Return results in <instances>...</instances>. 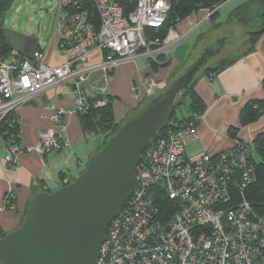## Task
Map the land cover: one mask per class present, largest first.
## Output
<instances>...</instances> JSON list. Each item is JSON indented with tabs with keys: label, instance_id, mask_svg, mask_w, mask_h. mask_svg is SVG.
<instances>
[{
	"label": "built area",
	"instance_id": "built-area-1",
	"mask_svg": "<svg viewBox=\"0 0 264 264\" xmlns=\"http://www.w3.org/2000/svg\"><path fill=\"white\" fill-rule=\"evenodd\" d=\"M227 2L200 13H217ZM87 3L97 9L99 28L91 21ZM58 4V65H47L40 50L31 57L13 53L10 61H0V152H5L1 160L5 172L15 169L22 156L61 152L67 145V117L106 107L119 67L142 59L152 67L172 63L179 46L206 20L202 16L185 34H176L171 27L161 38L150 30L158 33L166 27L172 0H59ZM149 79L144 90L148 96L167 87L166 81ZM60 87L72 93V109L48 105L51 126L35 144H25L15 131L19 124L13 114ZM203 115L194 113L183 123L171 120L144 152L137 173L139 187L110 224L96 264H264V218L252 219L248 203L214 210L228 199L226 176L232 178L247 168L251 153L235 147L216 155H186V149L199 141L197 128ZM243 183L250 182L246 178ZM7 184L10 199L0 203V215L16 209L12 205L16 185ZM154 188L179 206L166 220L155 217ZM0 230L4 232L1 221Z\"/></svg>",
	"mask_w": 264,
	"mask_h": 264
},
{
	"label": "crops",
	"instance_id": "crops-1",
	"mask_svg": "<svg viewBox=\"0 0 264 264\" xmlns=\"http://www.w3.org/2000/svg\"><path fill=\"white\" fill-rule=\"evenodd\" d=\"M199 15L200 18L203 16L202 13ZM186 27L187 25L181 23L177 29L184 32ZM5 32L14 53L31 57L41 49L47 65L56 66L61 62L56 37L51 45L41 47L33 34L8 31L6 28ZM256 32L252 29L242 39L245 48L240 54L215 61L214 66L208 67L202 76L196 78V91L206 109L197 128L199 141L186 149L188 157L201 153L216 155L233 149L240 143L252 144L259 134L264 133V115L253 124H241V112L247 104L254 101L264 102V34H254ZM252 35L258 38L251 40ZM220 50L216 51L220 53ZM178 64L174 54L170 64L171 74L175 72ZM136 67L135 64L123 65L112 77L110 93L114 97H121L123 103L133 102L131 81L138 79ZM162 73L164 75L166 72L160 71V74ZM52 103L67 110L72 109L73 95L64 87L56 88L39 95L17 110L20 135L25 144H35L39 134L51 126L48 121L49 113L45 108ZM115 110L116 114L117 110L122 109L116 107ZM66 122L67 132L64 136L67 145L59 153L47 154L44 157L22 156L15 169L5 172L1 165L5 152H0V199L7 192V181L16 185V210L0 215L5 233L19 227L32 197L42 192H54L63 186L64 179L72 181L83 173L91 156L100 146L101 143L96 147H89L92 141L85 135L79 115H70ZM232 129H237L236 138L230 134Z\"/></svg>",
	"mask_w": 264,
	"mask_h": 264
},
{
	"label": "water",
	"instance_id": "water-1",
	"mask_svg": "<svg viewBox=\"0 0 264 264\" xmlns=\"http://www.w3.org/2000/svg\"><path fill=\"white\" fill-rule=\"evenodd\" d=\"M264 34V27L257 31ZM210 49L146 108L128 119L69 185L36 194L22 224L0 240V264H96L109 226L137 191L144 152L166 129Z\"/></svg>",
	"mask_w": 264,
	"mask_h": 264
},
{
	"label": "trees",
	"instance_id": "trees-1",
	"mask_svg": "<svg viewBox=\"0 0 264 264\" xmlns=\"http://www.w3.org/2000/svg\"><path fill=\"white\" fill-rule=\"evenodd\" d=\"M227 1L228 0H172L171 11L166 23V27L158 33L154 32L153 30L150 31L152 34L158 37H165L171 27H176L179 23L186 21L187 19H189V17L199 13L200 11L213 10L217 6H220ZM14 2L15 0H0V61L4 62L10 61L14 53L8 42L5 32V17ZM134 3L135 2L133 1V5ZM86 8L90 12L91 21L96 25L97 28H99L100 19L96 7L92 3H87ZM130 9H132V7H128L127 10ZM217 13L219 14L220 11ZM229 18H237L241 22H245V24H249V22H252L254 24V27H252V29L260 31L264 27L263 0H248L245 4L240 5L238 8H236L233 13L230 14ZM256 38L258 37L253 35L250 37L251 40H256ZM20 55L25 56L22 54ZM174 81L173 79H170V85ZM196 84L197 80L196 78H194L191 82L189 90L183 94L177 106L178 108L188 99V115L183 119H178L176 112L175 115L171 118L172 120L183 123L190 119L194 113L204 114L206 105L196 91ZM107 99L108 105L106 107L97 110L91 109L87 113L78 114L83 126V131L86 136L104 138L103 142L100 144V146H98V149L95 153H98L105 147L109 139L120 130V128L128 119L138 116L147 106L146 103H143V101H141L140 109L136 111V115H131L125 122L118 123L114 111V97L111 95L108 96ZM263 106L264 102L254 101L247 104L241 112V124L243 126H247L257 122L264 115V111L262 110ZM19 130L20 127L18 125L16 126L15 131L18 132ZM230 134L231 136H233V138H236L237 129H232L230 131ZM160 135H162V132L158 134L157 138L160 137ZM237 147H245L251 153V157L247 164L248 166L247 168H240L235 173L236 175L232 178L230 176H226L228 199L227 201H225V203H222V201L215 205L214 210L227 211L243 203H248L251 211L250 217L252 219L254 217L264 218V133L259 134L252 144L240 143ZM254 151L259 156V161L255 160ZM62 177L63 175L61 176V179H63ZM246 178L250 183L244 185L243 181ZM47 192L51 193V191ZM151 192L154 195V204L157 210V213L155 215L156 218H159L160 220H166L179 209L176 201L171 200L169 196H167L161 189L154 188ZM26 212L22 217L20 225L25 218ZM7 235L8 233H4L0 230V236L5 237ZM262 250L264 253V248Z\"/></svg>",
	"mask_w": 264,
	"mask_h": 264
},
{
	"label": "rangeland",
	"instance_id": "rangeland-1",
	"mask_svg": "<svg viewBox=\"0 0 264 264\" xmlns=\"http://www.w3.org/2000/svg\"><path fill=\"white\" fill-rule=\"evenodd\" d=\"M58 1L59 0H15L6 14L5 28L8 31L30 33L35 35L41 47L51 45L57 35V25L59 21L58 16L60 11ZM247 1L248 0H229L227 4L221 9L219 14H213L212 12L205 14L203 12V16L206 15L205 22L200 27H198L197 30L192 35H190L175 52V58L178 59L179 64L176 65V70L173 75L170 73V70H172L170 69L171 63L163 67L145 66V63H143L144 59L135 63V65L137 66V71L139 68H142L143 70L138 72L135 71L138 77V79H136V83L134 81H131V95L133 97V102L131 101V103H123V99L121 97L113 96L115 100L114 111H116V107H120L122 109L120 111L117 110L115 114L117 122L123 123L127 120V118H129V116L136 115V111L140 109L141 101L147 104L153 99L151 95L148 96L144 91L146 85L148 86L147 82L150 80L149 78L152 77L157 79L158 81H166V84L169 83L170 85V79H173L174 81L182 76V74H187L188 71L196 63H198L203 55L207 54L210 49H215V51L219 49L221 50L220 53L216 52L217 54L209 57L206 63L203 66L199 67V70L196 72V78L202 76L208 67L214 66L215 61L219 62L223 58H233L237 54H240L245 48L242 43V39L246 37L247 33L250 30H252L254 24L252 22H249V24H245V22L243 23L237 18H229V16L236 8H238L240 5L245 4ZM199 13L189 17L186 22H181L187 25L184 32H180L177 29V26L181 24L179 23L174 29L176 34H185L193 27L198 25L197 23L200 20ZM195 15H197V17H195ZM203 34L204 36H202ZM224 42L226 43L223 44ZM58 47L59 46L57 43V49ZM39 50L44 54L41 49ZM36 52H38V50ZM160 71H165L166 73H164L163 75V73L160 74ZM169 85H167V87ZM46 92H48V90ZM141 94L144 96H142ZM160 94L161 92L157 93L155 97L159 96ZM188 106L189 101L187 99L185 103H183L176 109L178 119H183L188 115ZM13 116L19 124L17 114L14 113ZM17 133H19L20 135V130ZM90 138L92 143H90L89 147H96L97 144L102 143L104 140V138L102 137L92 136ZM254 153L255 160L259 161V156L255 151ZM138 169H140V164L137 168V173ZM66 180L67 179L63 180V186H67L71 182L69 180ZM8 191L9 190L5 192L4 196L0 199V202H5L8 201L7 199H10ZM12 205L16 207L14 201L12 202ZM15 210L16 209H14V211Z\"/></svg>",
	"mask_w": 264,
	"mask_h": 264
},
{
	"label": "flooded vegetation",
	"instance_id": "flooded-vegetation-1",
	"mask_svg": "<svg viewBox=\"0 0 264 264\" xmlns=\"http://www.w3.org/2000/svg\"><path fill=\"white\" fill-rule=\"evenodd\" d=\"M200 60H201V59H200ZM200 60H199V61H200ZM199 61H198V62H199ZM196 64H197V63H196ZM196 64H195V65H196ZM185 75H186V74H185ZM182 76H184V75L182 74ZM180 77H181V76H180ZM167 85H169V83H168Z\"/></svg>",
	"mask_w": 264,
	"mask_h": 264
},
{
	"label": "bare ground",
	"instance_id": "bare-ground-1",
	"mask_svg": "<svg viewBox=\"0 0 264 264\" xmlns=\"http://www.w3.org/2000/svg\"><path fill=\"white\" fill-rule=\"evenodd\" d=\"M18 110V109H17Z\"/></svg>",
	"mask_w": 264,
	"mask_h": 264
}]
</instances>
